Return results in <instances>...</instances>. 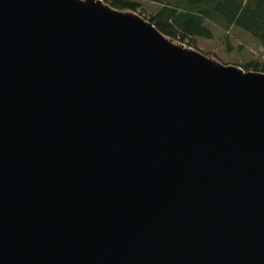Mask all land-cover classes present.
Segmentation results:
<instances>
[{
  "label": "water",
  "instance_id": "water-1",
  "mask_svg": "<svg viewBox=\"0 0 264 264\" xmlns=\"http://www.w3.org/2000/svg\"><path fill=\"white\" fill-rule=\"evenodd\" d=\"M0 264H264V71L0 0Z\"/></svg>",
  "mask_w": 264,
  "mask_h": 264
},
{
  "label": "trees",
  "instance_id": "trees-1",
  "mask_svg": "<svg viewBox=\"0 0 264 264\" xmlns=\"http://www.w3.org/2000/svg\"><path fill=\"white\" fill-rule=\"evenodd\" d=\"M104 1L117 9L137 11L151 20L165 35L196 48L198 37L213 38L216 31L222 30L220 37L226 50L232 51L236 47L237 51H241L243 44L234 45L230 40L231 27L238 26L250 33L262 49L255 57L234 63L246 70L264 71V0Z\"/></svg>",
  "mask_w": 264,
  "mask_h": 264
},
{
  "label": "rangeland",
  "instance_id": "rangeland-1",
  "mask_svg": "<svg viewBox=\"0 0 264 264\" xmlns=\"http://www.w3.org/2000/svg\"><path fill=\"white\" fill-rule=\"evenodd\" d=\"M221 31H216L213 38H206L203 36L198 37L197 47L201 50L206 51L208 54L215 55L223 62H237L244 59H249V57H255L258 55L262 49L260 45L257 44L256 39L247 31L241 29L238 26L231 27V43L236 45L239 43L243 44V49L237 51L235 47L232 51L226 50L225 44L222 42L220 37Z\"/></svg>",
  "mask_w": 264,
  "mask_h": 264
}]
</instances>
